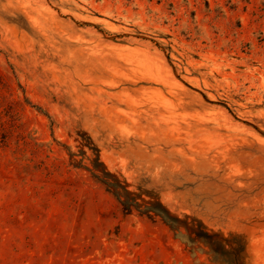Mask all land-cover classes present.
<instances>
[{
    "label": "rangeland",
    "instance_id": "rangeland-1",
    "mask_svg": "<svg viewBox=\"0 0 264 264\" xmlns=\"http://www.w3.org/2000/svg\"><path fill=\"white\" fill-rule=\"evenodd\" d=\"M0 264H264V0H0Z\"/></svg>",
    "mask_w": 264,
    "mask_h": 264
}]
</instances>
